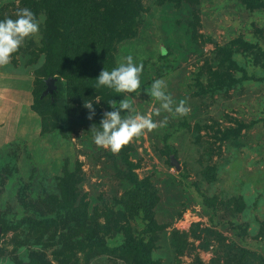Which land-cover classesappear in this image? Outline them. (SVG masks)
Here are the masks:
<instances>
[{"label":"rangeland","instance_id":"374dc122","mask_svg":"<svg viewBox=\"0 0 264 264\" xmlns=\"http://www.w3.org/2000/svg\"><path fill=\"white\" fill-rule=\"evenodd\" d=\"M23 1L0 0V20L15 18ZM141 3L136 36L116 45L115 67L128 55L143 64L140 89L131 94L136 112L159 106L147 94L156 79L176 103L186 100L190 112L153 114L157 121L168 115L167 126L113 155L95 145L91 128L100 130L104 113L113 111L109 103L118 108L123 94L86 100L95 110L89 120L78 103L84 96L54 74L58 111L67 120L58 123L62 130L44 127L40 112L47 107L34 102L48 77L40 15L38 36L0 68V264H133L124 244L149 254L139 259L148 264H231L234 257L264 264V0ZM143 179L154 192L150 211L159 226L147 233L143 208L126 210L127 221L118 218L121 198H130L129 189ZM61 189L102 224L104 212H113L108 228L91 230L109 251L87 253L80 245L89 241L85 231L64 227L60 215L70 209Z\"/></svg>","mask_w":264,"mask_h":264},{"label":"trees","instance_id":"16d2710c","mask_svg":"<svg viewBox=\"0 0 264 264\" xmlns=\"http://www.w3.org/2000/svg\"><path fill=\"white\" fill-rule=\"evenodd\" d=\"M23 2L37 18L40 15L45 16L40 42L45 55V66L43 69L48 74V77L54 74L67 77L69 79V91L72 94L78 91L80 95L84 96L85 101L94 97L95 94L106 98L105 100L112 96L115 93L113 90L105 87L96 88V79L104 68L111 71L115 67L113 55L116 45L123 40L136 36L137 26H134V24L138 23L139 17L144 11V5H142L141 0H24ZM29 45L30 42H27L26 46L28 47ZM262 55L264 56L263 53ZM161 56L165 57V54H161ZM54 77H56V80L58 79L57 76ZM45 79L42 80L44 84ZM42 91L41 89L34 102L38 108L47 107L46 112L42 109L40 112L43 117L44 127H47L46 124L54 128L59 127V122L67 120V117L58 111L63 108L62 102L59 101L61 88L56 84V89L52 94H47L46 97L40 98L39 95ZM45 98H47V102H45ZM51 98H53V101ZM84 100L78 103L83 106ZM108 103L106 102V104ZM72 106L73 104L71 103L69 105L70 110ZM51 108L53 109L50 114ZM59 128L63 129L62 126ZM167 147L175 151L173 147ZM67 184L68 180H65V186ZM135 185L128 191L130 198H121V203L125 208L119 210L118 218L127 221L126 210L133 214L134 212L138 213V210L143 208L144 215L142 218L146 220L145 225L147 227L145 232L151 228L152 230H157L159 226H157L150 211L154 200L151 184L146 179H143ZM63 191L61 189L63 203H65L63 206L70 209L69 213L66 212L64 215H60L64 216L63 220L67 219L63 224L64 227L74 226L85 231L83 235L87 236L89 241L80 245L88 247L85 250L87 253L93 250L103 251L102 248L106 252L109 251L106 243L98 238V230H94V234L93 232L91 233V230L94 226H97L96 228L98 229L108 228L113 212L103 211L105 221L102 224L98 221L99 214H95L98 217L89 215L86 204L82 200L76 201L71 196L69 198L68 192ZM73 194V190L70 189V195ZM133 197L137 198V203L135 201L132 202ZM53 219H58V213ZM3 221L4 217L0 214V222L3 223ZM122 225L125 233L129 227ZM47 229L42 228V230ZM43 233L44 231H41L40 234L42 235ZM93 235L97 240L96 242H91L90 238ZM125 245H123L121 250L123 253L128 254L133 264H148L139 259L146 258L148 260L149 254H141V248L134 244H127L126 247ZM117 247L113 249L117 250ZM243 259L234 257L231 264H251V262L254 264L252 260H248L245 257ZM37 264L40 263L37 262Z\"/></svg>","mask_w":264,"mask_h":264},{"label":"clouds","instance_id":"9594fccd","mask_svg":"<svg viewBox=\"0 0 264 264\" xmlns=\"http://www.w3.org/2000/svg\"><path fill=\"white\" fill-rule=\"evenodd\" d=\"M41 22L42 18H37L26 7L19 8L15 12V18L0 20V68L11 63L13 55L19 51L26 40L38 36ZM161 54H166V51ZM142 72L143 64L137 65L134 63L133 57L128 55L124 58V62L111 71L104 68L96 79L97 89L105 87L117 94H123L125 97L119 102L118 108L115 106V101L109 103L113 111L104 113L100 122V130L94 131L95 125L91 128L95 145L110 151L113 155H118L134 139L167 126L168 115L157 121L153 119V114L157 117L162 113L184 117L190 112L186 100L176 103L172 96L166 92V84L163 79L153 81L150 89L147 90V94L157 101L159 106L147 115L136 112L131 94L140 89ZM96 101L99 102V97L96 98ZM83 106L89 110L90 115L87 118L91 120L95 115L93 103L85 101ZM122 113H127V115L122 116Z\"/></svg>","mask_w":264,"mask_h":264},{"label":"water","instance_id":"95a60500","mask_svg":"<svg viewBox=\"0 0 264 264\" xmlns=\"http://www.w3.org/2000/svg\"><path fill=\"white\" fill-rule=\"evenodd\" d=\"M55 81H56V77L54 76H49L45 79V88L41 92L40 97L53 93V91L56 89ZM0 231H1V228H0Z\"/></svg>","mask_w":264,"mask_h":264}]
</instances>
